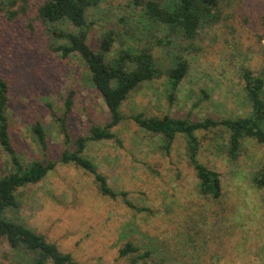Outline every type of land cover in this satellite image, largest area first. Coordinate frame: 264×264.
Segmentation results:
<instances>
[{"label":"rangeland","instance_id":"1","mask_svg":"<svg viewBox=\"0 0 264 264\" xmlns=\"http://www.w3.org/2000/svg\"><path fill=\"white\" fill-rule=\"evenodd\" d=\"M42 2L31 0L27 16L14 20L0 11V76L10 82V139L25 162L56 163L39 184L19 190V208L9 216L44 235L79 264H127L118 258V250L128 241L150 250L154 264H264V187L252 182L264 163V144L245 138L233 159L224 128L195 132L198 161L220 175L221 195L214 200L198 191L182 135L165 153L160 136L129 119L138 113L190 121L250 115L241 72L256 74L262 65L264 40L260 45L257 37L264 33V0L224 1L220 22L200 33L198 49L181 52L190 69L173 100L164 76L142 83L120 107L124 120L112 129L119 143L87 142L84 155L115 192L126 193L133 208L121 198L102 196L88 172L59 162L64 149L74 150V141L87 136L91 126H104L109 115L82 60L50 49L53 40L36 18ZM139 11L130 8L129 0H100L86 12L87 43L97 50L101 36L110 30L119 35L109 56L120 44L152 43L154 60L166 69L171 49L155 45L146 32L139 41L123 36L119 18H128L133 26L139 23ZM71 91L67 145L54 114L63 112ZM36 122L45 132V156L32 132ZM8 170L9 158L0 148V176ZM14 257L0 241V264H20Z\"/></svg>","mask_w":264,"mask_h":264},{"label":"trees","instance_id":"2","mask_svg":"<svg viewBox=\"0 0 264 264\" xmlns=\"http://www.w3.org/2000/svg\"><path fill=\"white\" fill-rule=\"evenodd\" d=\"M99 1L43 0L37 8L36 18L41 21L46 33H49L53 40L50 49L60 53L62 57L73 54L82 60L88 81L102 98L109 115V121L104 126L93 125L87 136H79L74 141V150L64 149L59 162L74 165L88 172L94 177L102 196L110 199L121 198L127 206L133 208L131 202L125 198L126 193L115 192L109 186L106 177L98 172L96 165L84 155L86 144L89 141L103 140L119 143L112 129L124 120L120 107L130 93L142 83H149L164 76L169 91L168 98L173 100L172 97L190 69V62L181 52L183 50L195 52L198 49L195 44L200 38V33L220 22L221 4L226 0H129L132 10L140 8L138 12L140 19L139 23L132 26V23L129 24L131 20L120 17L119 23L125 30L123 36L139 41L140 36L146 32V37L155 45L171 49L172 59L166 69H162L154 60L152 43L143 47L120 44L117 52L109 56L116 42V35H119L112 30L101 36L97 50L90 48L87 43L89 26L86 22V12L90 7L98 5ZM31 6V0H0V11L7 20L27 16ZM155 33L160 36L157 37ZM55 40L63 42L58 43ZM257 40L261 45L264 33L259 35ZM260 54L262 65L256 74L247 69L241 72L245 100L252 109L250 115L246 117L220 120L204 118L199 121L168 115L146 116L142 113L129 117L141 130L160 136L161 149L165 153H169L178 134L184 137L186 155L198 180L200 195L217 200L221 195V180L217 172L198 161L199 141L195 135L196 131L224 128L228 133L227 152L233 159L245 138L264 144L263 45L260 46ZM9 92V80L0 76V148L9 158V170L0 176V241L6 243L20 264H79L71 254L60 251L55 244L47 241L44 235L9 216L19 208V190L39 184L56 165L46 160L25 162L17 153L9 135L7 117ZM73 95L74 92L71 91L66 98L63 112L59 115L54 114L59 132L67 145L70 142L67 118L72 110ZM32 132L45 156L47 143L43 126L36 122L32 126ZM252 182L259 189L264 187V163ZM118 258L126 259L127 264L155 263L150 250L141 249L131 241L125 242L118 250Z\"/></svg>","mask_w":264,"mask_h":264}]
</instances>
